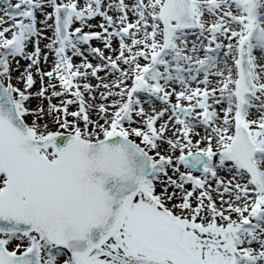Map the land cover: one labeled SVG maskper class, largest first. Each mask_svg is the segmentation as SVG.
I'll return each mask as SVG.
<instances>
[{"label":"snow or ice","instance_id":"6c2138e0","mask_svg":"<svg viewBox=\"0 0 264 264\" xmlns=\"http://www.w3.org/2000/svg\"><path fill=\"white\" fill-rule=\"evenodd\" d=\"M0 264H264V0H0Z\"/></svg>","mask_w":264,"mask_h":264},{"label":"rangeland","instance_id":"374dc122","mask_svg":"<svg viewBox=\"0 0 264 264\" xmlns=\"http://www.w3.org/2000/svg\"><path fill=\"white\" fill-rule=\"evenodd\" d=\"M93 43H95V42H93Z\"/></svg>","mask_w":264,"mask_h":264}]
</instances>
